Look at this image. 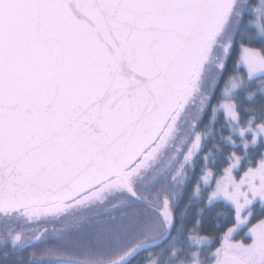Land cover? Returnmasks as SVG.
Returning a JSON list of instances; mask_svg holds the SVG:
<instances>
[{
  "label": "snow or ice",
  "instance_id": "obj_1",
  "mask_svg": "<svg viewBox=\"0 0 264 264\" xmlns=\"http://www.w3.org/2000/svg\"><path fill=\"white\" fill-rule=\"evenodd\" d=\"M0 264H264V0H0Z\"/></svg>",
  "mask_w": 264,
  "mask_h": 264
},
{
  "label": "rangeland",
  "instance_id": "obj_2",
  "mask_svg": "<svg viewBox=\"0 0 264 264\" xmlns=\"http://www.w3.org/2000/svg\"><path fill=\"white\" fill-rule=\"evenodd\" d=\"M47 227H48V229L49 230H52L53 228H56V227H58V225H52V224H49V225H47ZM31 233V232H30ZM30 233H28V234H26V235H31Z\"/></svg>",
  "mask_w": 264,
  "mask_h": 264
},
{
  "label": "flooded vegetation",
  "instance_id": "obj_3",
  "mask_svg": "<svg viewBox=\"0 0 264 264\" xmlns=\"http://www.w3.org/2000/svg\"><path fill=\"white\" fill-rule=\"evenodd\" d=\"M28 233H30V232H28ZM28 233H26V234H28ZM31 234V233H30Z\"/></svg>",
  "mask_w": 264,
  "mask_h": 264
},
{
  "label": "trees",
  "instance_id": "obj_4",
  "mask_svg": "<svg viewBox=\"0 0 264 264\" xmlns=\"http://www.w3.org/2000/svg\"><path fill=\"white\" fill-rule=\"evenodd\" d=\"M29 251H31V249Z\"/></svg>",
  "mask_w": 264,
  "mask_h": 264
}]
</instances>
